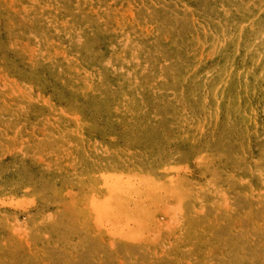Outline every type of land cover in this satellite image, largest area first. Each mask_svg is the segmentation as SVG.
Returning a JSON list of instances; mask_svg holds the SVG:
<instances>
[{
    "label": "rangeland",
    "instance_id": "1",
    "mask_svg": "<svg viewBox=\"0 0 264 264\" xmlns=\"http://www.w3.org/2000/svg\"><path fill=\"white\" fill-rule=\"evenodd\" d=\"M0 264H264V0H0Z\"/></svg>",
    "mask_w": 264,
    "mask_h": 264
}]
</instances>
